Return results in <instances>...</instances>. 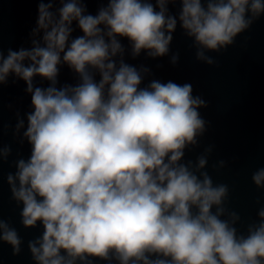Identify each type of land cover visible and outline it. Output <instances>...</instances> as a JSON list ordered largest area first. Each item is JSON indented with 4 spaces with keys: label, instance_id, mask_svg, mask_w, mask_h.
Masks as SVG:
<instances>
[{
    "label": "clouds",
    "instance_id": "1",
    "mask_svg": "<svg viewBox=\"0 0 264 264\" xmlns=\"http://www.w3.org/2000/svg\"><path fill=\"white\" fill-rule=\"evenodd\" d=\"M56 2L40 0L32 35H43L31 49H9L6 57L0 51V84L10 74L23 79L34 108L23 133L31 156L17 161L7 180L23 204L22 224L43 225L42 236L28 242L36 264H92L91 257L110 264H264V207L248 234L238 235L240 217L224 206L228 186L201 171L206 155L181 162L206 131L198 109L207 102L190 83L153 80L140 88L150 69L125 63L117 39L128 38L134 58L142 50L162 57L179 20L196 59L213 65L206 51L232 45L264 14V0H107L95 16L85 14L83 0H58L62 6L52 11ZM177 2L178 19L167 7ZM73 21L83 35L70 41ZM178 59L171 56L173 64ZM62 62L79 75L77 85L57 88ZM37 75L50 86H34ZM23 126L20 119L16 127ZM10 151L0 148V159ZM252 180L264 188V168ZM0 241L13 255L21 252L20 236L3 219Z\"/></svg>",
    "mask_w": 264,
    "mask_h": 264
},
{
    "label": "water",
    "instance_id": "2",
    "mask_svg": "<svg viewBox=\"0 0 264 264\" xmlns=\"http://www.w3.org/2000/svg\"><path fill=\"white\" fill-rule=\"evenodd\" d=\"M39 2L0 0V51L5 57L9 49H31L32 40L42 38L43 30L35 37L32 35L33 29L37 27ZM83 2L85 14L93 16L98 14L102 6H107V0ZM151 2L155 5V0ZM61 6L57 0L51 10L55 11ZM167 7L169 14L178 19L181 4L170 3ZM72 28L70 41L83 35L78 22L73 21ZM117 39L125 47V63L138 69L142 65L150 69L149 73L144 74L140 88L147 87L153 80L162 83L172 81L181 85L190 83L193 95L207 102L206 107L198 109L206 121V131L197 138V145H190L184 150L181 162L192 161L195 164L200 155H206L207 165L201 171L208 172L214 185L228 186L229 194L224 206L239 215L240 219L234 226L238 235L246 236L248 226L259 222L257 213L264 207V188L257 187L252 180L253 173L264 168V14L249 29L238 34L234 43L226 49L219 53L206 51V55L216 61L213 65L196 59L193 41L185 35L179 20L173 32L169 54L162 57H149L146 50H142L134 58L128 38L118 36ZM176 53L179 59L173 64L171 56ZM115 59L118 62L120 57ZM58 67L57 88L65 84L75 86L80 82L79 75L66 63L62 62ZM90 70L98 82L101 79L99 72ZM33 83L36 87L50 86V81L39 75L34 77ZM26 88V82L14 74L9 75L6 83L0 84V148L11 149L6 158L0 159V219L15 228L22 240L18 255H13L10 244L0 241V264H36L28 242L41 237L44 231L39 221L35 227L22 224L23 204L12 198L7 180L9 173H16V162L20 159L27 161L32 152V145L23 136L28 125L27 114L34 111L31 93ZM20 119H23L24 126L17 129ZM209 147L211 151L206 152ZM220 161L225 162L223 166H220ZM212 211L215 212V207ZM227 218L226 215L221 217ZM90 259L92 264H110L96 257ZM77 264L80 262L77 261ZM111 264L118 262L112 261Z\"/></svg>",
    "mask_w": 264,
    "mask_h": 264
}]
</instances>
